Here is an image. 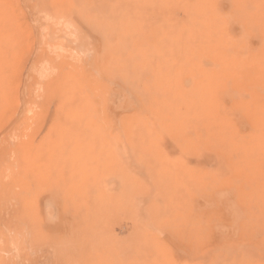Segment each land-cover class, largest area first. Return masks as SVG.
<instances>
[{"label":"rangeland","instance_id":"1","mask_svg":"<svg viewBox=\"0 0 264 264\" xmlns=\"http://www.w3.org/2000/svg\"><path fill=\"white\" fill-rule=\"evenodd\" d=\"M114 1L0 0V264H264L262 158L256 168L244 158V169L226 156L194 161L185 131L124 130ZM205 8L229 45L214 55L203 27L202 60L248 57L258 39L233 0ZM152 19L158 40L170 16ZM174 48L185 61L183 41ZM252 71L245 64L231 79L244 93ZM205 180L208 196L196 193Z\"/></svg>","mask_w":264,"mask_h":264},{"label":"bare ground","instance_id":"2","mask_svg":"<svg viewBox=\"0 0 264 264\" xmlns=\"http://www.w3.org/2000/svg\"><path fill=\"white\" fill-rule=\"evenodd\" d=\"M116 1L113 4L118 3L119 9L116 8L120 11L119 19L122 29L120 34L122 43H118L117 50V53L120 52L119 55H121L119 57L121 59L118 58L121 68L117 66L120 63L115 57L117 65L114 64L112 70L110 67L112 72L108 74L111 73L114 76L113 71L116 69H119L117 74L122 73L121 81L126 88V93L124 92L121 102L125 114L120 122L124 130L126 132L133 130L138 133L155 130L185 131L191 135L188 143L190 150H188L190 155H193L194 161L202 159L213 161L211 159L216 157L221 159L226 156L228 159L235 158L233 160L236 161V167L241 161H245L244 158L249 157L251 158L250 166L253 158L255 165L256 161L260 162V158H262L261 162H264V0H233L236 15L240 18L244 17L242 20L245 23V29L251 34L252 39H258V45L251 47L249 45L250 53L244 60L242 55L237 53L238 51H234L226 55L218 66L215 62L202 60L198 43L199 33L204 27L206 32L202 34L213 35L210 43L214 46V55L226 52L229 45V42L224 44V39L216 38V34L211 30L222 25L219 18L208 17L209 10L205 8V3L211 5L213 0ZM191 2L193 4H190ZM159 10L169 13L170 19L166 21L169 25L163 26L162 30L156 33L158 40H151L148 34L153 30L148 26L152 23L153 12ZM182 19L187 20L184 28L179 25ZM180 40L183 41L187 54V59L183 62L182 53L176 52L174 48ZM245 64L253 70L251 81L245 88L246 93L231 81L232 78L239 77L241 67ZM186 73L188 82L183 84L181 77ZM115 76L113 78H116ZM120 76L121 74L119 78ZM232 88H236L237 91ZM128 91L137 99L136 105H133L137 108L132 114L129 111L126 112L132 104L128 99ZM88 103L85 104L88 105ZM220 114H223L224 120L216 118ZM197 131L200 132L198 136ZM238 160H240L239 163ZM261 162L260 164L264 165ZM261 165L259 168L264 167ZM240 167L244 169L242 162ZM255 168V174H253L256 177L259 168L256 171ZM198 172L201 175L200 170L196 173ZM205 175L207 176V173ZM209 176L208 173L205 178ZM194 178L197 180L198 175ZM204 183L206 184V180ZM204 183L202 184L205 185ZM208 184L206 187L203 185L198 187V184L196 187L199 190H196V193L199 194L200 190L205 191L210 187L213 189V184ZM207 191L205 194L207 193L208 196L210 190ZM202 194L201 199H204L206 195Z\"/></svg>","mask_w":264,"mask_h":264}]
</instances>
